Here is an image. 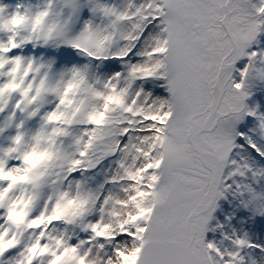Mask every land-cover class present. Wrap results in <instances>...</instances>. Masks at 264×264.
Instances as JSON below:
<instances>
[{
    "label": "snow or ice",
    "instance_id": "1",
    "mask_svg": "<svg viewBox=\"0 0 264 264\" xmlns=\"http://www.w3.org/2000/svg\"><path fill=\"white\" fill-rule=\"evenodd\" d=\"M0 264H264V0H0Z\"/></svg>",
    "mask_w": 264,
    "mask_h": 264
}]
</instances>
